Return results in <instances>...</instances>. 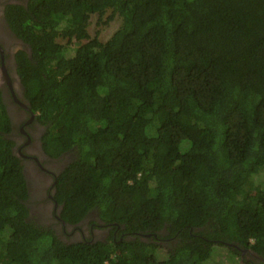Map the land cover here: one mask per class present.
Returning a JSON list of instances; mask_svg holds the SVG:
<instances>
[{
	"label": "trees",
	"instance_id": "obj_1",
	"mask_svg": "<svg viewBox=\"0 0 264 264\" xmlns=\"http://www.w3.org/2000/svg\"><path fill=\"white\" fill-rule=\"evenodd\" d=\"M4 16L43 150L70 154L61 218L110 234L65 244L30 215L0 91V264H206L215 247L264 264V0H24Z\"/></svg>",
	"mask_w": 264,
	"mask_h": 264
},
{
	"label": "flooded vegetation",
	"instance_id": "obj_2",
	"mask_svg": "<svg viewBox=\"0 0 264 264\" xmlns=\"http://www.w3.org/2000/svg\"><path fill=\"white\" fill-rule=\"evenodd\" d=\"M22 1L0 0V91L10 118L7 136L12 141V151L22 165L31 197L30 215L51 228L65 244L104 241L110 234L107 225L101 223L93 213L77 224L65 222L61 218L63 206L54 198L56 178L71 158L66 153L58 158L50 157L43 150L41 138L44 128L30 114L23 96L16 73L15 55L22 49L26 50V46L8 29L4 16L6 5L20 4ZM244 255L255 258L252 252L242 251V257Z\"/></svg>",
	"mask_w": 264,
	"mask_h": 264
},
{
	"label": "rangeland",
	"instance_id": "obj_3",
	"mask_svg": "<svg viewBox=\"0 0 264 264\" xmlns=\"http://www.w3.org/2000/svg\"><path fill=\"white\" fill-rule=\"evenodd\" d=\"M117 23L111 24L108 28H105L100 32L99 39L104 42L106 41L112 32L117 27ZM99 30V28L95 27L92 23L88 27V31L90 35H94V33ZM241 262L238 260V258L235 256V254L231 253L228 249L224 247H215L213 252L211 253L210 258L206 262V264H240Z\"/></svg>",
	"mask_w": 264,
	"mask_h": 264
},
{
	"label": "water",
	"instance_id": "obj_4",
	"mask_svg": "<svg viewBox=\"0 0 264 264\" xmlns=\"http://www.w3.org/2000/svg\"><path fill=\"white\" fill-rule=\"evenodd\" d=\"M243 252H250L249 250H245V251H243Z\"/></svg>",
	"mask_w": 264,
	"mask_h": 264
},
{
	"label": "clouds",
	"instance_id": "obj_5",
	"mask_svg": "<svg viewBox=\"0 0 264 264\" xmlns=\"http://www.w3.org/2000/svg\"><path fill=\"white\" fill-rule=\"evenodd\" d=\"M251 252V251H250Z\"/></svg>",
	"mask_w": 264,
	"mask_h": 264
}]
</instances>
